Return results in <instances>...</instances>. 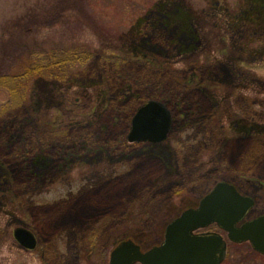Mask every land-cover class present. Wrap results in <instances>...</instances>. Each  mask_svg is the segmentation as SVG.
Returning a JSON list of instances; mask_svg holds the SVG:
<instances>
[{"label": "rangeland", "instance_id": "obj_1", "mask_svg": "<svg viewBox=\"0 0 264 264\" xmlns=\"http://www.w3.org/2000/svg\"><path fill=\"white\" fill-rule=\"evenodd\" d=\"M65 50L89 58L39 70ZM151 101L168 132L136 139ZM220 180L264 213V0H0V264H109L74 204L119 203L95 229L146 249ZM223 264L264 255L228 240Z\"/></svg>", "mask_w": 264, "mask_h": 264}, {"label": "water", "instance_id": "obj_2", "mask_svg": "<svg viewBox=\"0 0 264 264\" xmlns=\"http://www.w3.org/2000/svg\"><path fill=\"white\" fill-rule=\"evenodd\" d=\"M171 123L169 111L159 102L148 103L133 118V137L160 140ZM255 205L252 196L241 193L228 181H218L201 198L197 207H190L174 218L165 228L164 240L143 252L132 240L122 242L113 252L110 264H222L226 257L227 240L219 232L197 233L216 223L230 241L250 242L264 254V214L245 220ZM22 246H36L34 234L23 227L14 230Z\"/></svg>", "mask_w": 264, "mask_h": 264}, {"label": "flooded vegetation", "instance_id": "obj_3", "mask_svg": "<svg viewBox=\"0 0 264 264\" xmlns=\"http://www.w3.org/2000/svg\"><path fill=\"white\" fill-rule=\"evenodd\" d=\"M133 118H134V116L131 118V122H130V124H131V130L129 131L130 135H132V130H133ZM93 192L96 193L97 190L93 191ZM96 195H98V192L96 193ZM254 199H255V197H254ZM87 203H84L85 205L84 204L81 205L79 203H76V204L67 203V204H69L70 206L74 204L72 208L75 210V212L73 213V217L75 220H77L76 222L82 221L85 224L83 226H85V228L87 229L86 237L88 239L87 240L88 243L85 244V247L87 246L88 248H93L95 250L97 248V245H99L101 248V251H100V255L97 254V256H100V258H104L105 256H107L106 253H108L109 264H110V258H111L112 252L124 241L132 240L134 243H136L140 246V248L143 252H145V251L149 250L151 247L158 245V244H161V242H163V240H164V238H163L159 243L154 244V245L150 246L149 248L145 249L133 237L129 236V237L123 238V236H122L119 239V238L115 237L114 235H110L111 234L110 232L113 231L114 229L118 228V225L114 226L112 224H107L105 227H103L104 229L102 230V233H98L99 231L97 229H95V224L97 223V221L103 219L106 216L114 215L116 210L118 209L117 207H118L119 203L118 204H117V202H101L100 204H94V203H89V202H87ZM255 204H256V199H255ZM192 207H196V206H192ZM51 210L56 211V209H54V208H51ZM250 213H252V211ZM248 218L252 219V217H250V214H249ZM74 224H76V223H74ZM215 225L216 224H210L209 226H207L201 230H198L197 233L215 232L212 230H206L208 227L215 226ZM60 226H58V227H60ZM19 227H23V226H19ZM23 228L30 230L34 234L35 239H36V246L30 250L36 249L39 245V237H38L37 233H35L33 230H31L27 227H23ZM107 245L108 246L113 245V246H112V248L110 247V249H108ZM20 246H21V244H20ZM227 247H228V243H227ZM90 253H92V252H90ZM225 259H226V257H225ZM225 259H224V261H225ZM224 261L222 262V264L224 263ZM101 264H104V262H102ZM105 264H106V261H105ZM134 264H141V263L137 262Z\"/></svg>", "mask_w": 264, "mask_h": 264}, {"label": "trees", "instance_id": "obj_4", "mask_svg": "<svg viewBox=\"0 0 264 264\" xmlns=\"http://www.w3.org/2000/svg\"><path fill=\"white\" fill-rule=\"evenodd\" d=\"M149 27V28H148ZM147 27V29H145V32L146 33H150V31H152L153 29H150V25ZM221 35V34H220ZM163 39V38H162ZM166 41V40H164ZM169 41L165 42V43H168ZM64 49L61 50V52H63ZM70 50V49H69ZM65 54L63 55V57L61 58H58L57 56H55L56 59L53 60L52 63L50 64H46V65H40L39 66V70L41 69H44V68H48L49 70H51V67L52 69L55 68V67H60L61 68V71L60 72H63V71H67V67L70 66L69 64L73 63L74 61H77V60H81V61H86L85 58H89L88 56H84V58H82L80 55H79V52L75 51V52H69L67 50H65L64 52ZM56 53L54 52V55ZM52 64V65H51ZM72 65V64H71ZM55 66V67H53ZM56 74V73H55Z\"/></svg>", "mask_w": 264, "mask_h": 264}]
</instances>
